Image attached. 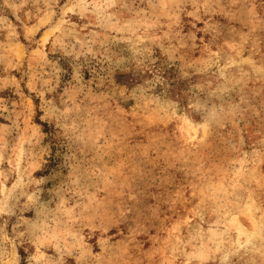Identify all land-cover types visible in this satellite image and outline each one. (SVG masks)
<instances>
[{
	"label": "rangeland",
	"instance_id": "obj_1",
	"mask_svg": "<svg viewBox=\"0 0 264 264\" xmlns=\"http://www.w3.org/2000/svg\"><path fill=\"white\" fill-rule=\"evenodd\" d=\"M70 260L264 264V0H0V264Z\"/></svg>",
	"mask_w": 264,
	"mask_h": 264
},
{
	"label": "trees",
	"instance_id": "obj_2",
	"mask_svg": "<svg viewBox=\"0 0 264 264\" xmlns=\"http://www.w3.org/2000/svg\"><path fill=\"white\" fill-rule=\"evenodd\" d=\"M156 75L161 77V82L159 81L157 89L170 97L179 98L180 100L183 81L178 76L176 68L167 63L164 57H159L155 63H150V67L146 66L144 69L139 70L131 68L128 72L122 74V77L118 80V82L129 87H133L142 83L144 79L151 78ZM40 123L47 128L46 123H42L41 121ZM21 255L25 260L26 254L24 251H21ZM67 264H75V261L70 260Z\"/></svg>",
	"mask_w": 264,
	"mask_h": 264
}]
</instances>
